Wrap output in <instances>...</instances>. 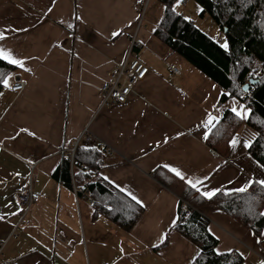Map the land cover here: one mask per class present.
I'll return each mask as SVG.
<instances>
[{
  "label": "crops",
  "instance_id": "crops-1",
  "mask_svg": "<svg viewBox=\"0 0 264 264\" xmlns=\"http://www.w3.org/2000/svg\"><path fill=\"white\" fill-rule=\"evenodd\" d=\"M139 1L0 0V48L23 62L12 64L9 87L0 89V263L192 264L198 248L171 228L179 196L156 178L177 177L165 165L178 169L186 184L200 181L199 191L194 188L200 195L264 180V168L244 147L255 136L245 119L224 155L207 145L226 109L248 108L236 98L219 104L223 89L154 36L164 11L159 0L149 1L137 32L142 48L130 56L148 67L146 75L125 101L100 106L98 89L126 57ZM17 80L25 83L20 92L11 90ZM85 125L114 150L100 175L141 201L143 213L129 233L104 215L93 218L87 198L52 178ZM29 179L46 195L30 208V224L15 228L20 205L14 195ZM200 211L217 239L216 252H237L243 264L264 260V229L256 236L212 205ZM166 237L167 244L154 249Z\"/></svg>",
  "mask_w": 264,
  "mask_h": 264
},
{
  "label": "trees",
  "instance_id": "trees-1",
  "mask_svg": "<svg viewBox=\"0 0 264 264\" xmlns=\"http://www.w3.org/2000/svg\"><path fill=\"white\" fill-rule=\"evenodd\" d=\"M159 1L164 11L154 36L223 89L219 104L236 98L248 108L245 123L254 130L255 136L247 152L264 168V0H195L202 12L208 13L224 33L227 50L195 26L191 19H185L176 11L173 8L175 0ZM14 68L0 60V81ZM258 70L262 73L255 77ZM246 79L257 82L244 91ZM2 86L0 82V89ZM240 124L241 119L226 109L209 131L207 145L224 155ZM106 165L107 154L103 148L79 144L74 153L73 175L65 150L52 178L69 189L75 186L86 191L92 199L93 218L104 215L120 230L129 233L141 217L143 207L100 175ZM153 174L156 177V170ZM156 178L179 196L177 217L171 228L198 248L192 264H243V257L237 252L215 251L217 239L209 232V219L200 208L215 206L260 236L264 229V215H261L264 186L252 183L244 192H217L209 199L171 173ZM167 241L166 237L154 249L164 247Z\"/></svg>",
  "mask_w": 264,
  "mask_h": 264
},
{
  "label": "built area",
  "instance_id": "built-area-1",
  "mask_svg": "<svg viewBox=\"0 0 264 264\" xmlns=\"http://www.w3.org/2000/svg\"><path fill=\"white\" fill-rule=\"evenodd\" d=\"M150 0H141L137 3V21L135 23L134 31L129 38V44L127 48L126 57L123 61L115 64L108 74V78L104 81L98 89V94L100 96V106H108L115 102L125 101L127 95L132 92L134 84L143 79L148 71V67L141 62L138 58L130 59V56L135 48H142L141 41L137 38V32L142 26L145 19L146 11ZM169 70L173 73H177L179 68L171 64L169 65ZM261 75V70L255 73V77ZM248 79H246V82ZM25 83L23 81L17 80L12 83L11 90L15 92H20L24 89ZM79 144L93 145L97 144L104 149L107 155H112L114 150L104 146L98 141V139L89 131L88 125H85L79 132L78 136L73 140L71 145L66 149V158L68 159L71 175H73L74 168V153L75 149ZM33 165H31V169ZM73 192L76 197L82 196L92 202L88 193L82 189H78L73 186ZM44 192H36L32 188L31 180L26 184L21 185L15 192L14 198L20 205V210L18 213V220L15 225L16 227L27 226L30 221L27 218L28 212L32 205L37 203L42 197H45ZM5 241L0 240V255L2 253ZM0 264H16L15 262H4Z\"/></svg>",
  "mask_w": 264,
  "mask_h": 264
},
{
  "label": "snow or ice",
  "instance_id": "snow-or-ice-1",
  "mask_svg": "<svg viewBox=\"0 0 264 264\" xmlns=\"http://www.w3.org/2000/svg\"><path fill=\"white\" fill-rule=\"evenodd\" d=\"M181 2V0H177V3L179 4ZM49 11H51V9H49ZM79 19V17H78ZM185 19H188L187 17H185ZM113 36H118L119 33L118 32H114L112 33ZM0 39H4V36L3 34H0ZM225 50H227L228 48V45H227V42H225L224 44L221 45ZM0 60H4V61H7L9 64H14V65H17V66H20V67H23V62L18 60V59H15L14 56L12 55V53L10 51H6L5 49L3 48H0ZM3 83V85L5 87H9V82L7 79H4L3 81H0ZM232 112L239 118L241 119H247L248 118V115H249V110H245L243 108H240V109H237V108H232ZM213 118H210L209 120V123H211V120ZM166 142V141H165ZM238 141L233 139L230 144L232 147H235L237 145ZM244 147H250V142H247L244 144ZM165 167L169 168L170 171H172L177 177H179L181 180H185V176L176 168H172L171 166L169 165H165ZM105 179H107V177H105ZM187 183L192 187V188H197V184L200 183V181H196V182H193V181H187ZM249 183H259L261 186H264V180H259V181H251ZM247 190V186L245 187H242V188H238V189H235V191H239V192H244ZM197 191H199V189L197 188ZM219 189L217 190H214V191H207V192H204L202 193V195H204L206 198H209L211 199L213 196L216 195V192H218ZM132 199L133 200H136V202L139 204L141 203V201L137 200V198L135 196H132ZM261 215H264V213H261ZM0 219H3V217H0ZM161 242H163V238L161 240ZM259 242V241H257ZM260 264H264V260H262L260 262Z\"/></svg>",
  "mask_w": 264,
  "mask_h": 264
},
{
  "label": "rangeland",
  "instance_id": "rangeland-1",
  "mask_svg": "<svg viewBox=\"0 0 264 264\" xmlns=\"http://www.w3.org/2000/svg\"><path fill=\"white\" fill-rule=\"evenodd\" d=\"M173 8L177 11L180 10L179 12H182V9L185 8L186 10L185 17H187L188 19L191 18L195 26H197L204 33L210 36L219 45H222L225 42H227L224 33L217 26H215V24H212L213 23L212 18L209 16L208 13L202 12L201 6L195 0H181L179 4L177 3V0H175L173 4ZM248 264H252V263H248Z\"/></svg>",
  "mask_w": 264,
  "mask_h": 264
},
{
  "label": "water",
  "instance_id": "water-1",
  "mask_svg": "<svg viewBox=\"0 0 264 264\" xmlns=\"http://www.w3.org/2000/svg\"><path fill=\"white\" fill-rule=\"evenodd\" d=\"M257 82V80H252L249 79L244 85H243V90L246 91L250 85L255 84Z\"/></svg>",
  "mask_w": 264,
  "mask_h": 264
}]
</instances>
